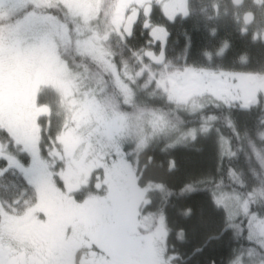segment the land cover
I'll return each instance as SVG.
<instances>
[{"label":"trees","instance_id":"obj_1","mask_svg":"<svg viewBox=\"0 0 264 264\" xmlns=\"http://www.w3.org/2000/svg\"><path fill=\"white\" fill-rule=\"evenodd\" d=\"M47 1L40 6L27 1L15 8L13 17L21 18L26 12L38 10L55 15L69 25L70 41L60 39L55 47L57 54L72 69L81 71L78 84L74 81L79 90L85 88L91 96L104 95V98L98 97L97 103L125 116L127 125L115 130L112 143L117 148L121 146L124 159L135 171V180L131 184L150 186L148 190L144 187L148 200L145 211L155 229L158 222L163 221L168 247L171 245L183 261L193 264H255L263 261L264 248L248 237L250 215H238V219L231 220L227 209L218 204L216 198L220 191L255 198L243 171L249 143L251 139H258L256 132L263 118L262 105L226 106L207 95L193 107H180L165 96L154 95L135 84L131 95L126 97L123 90L116 89L111 70L104 74L94 57L79 51L75 18L68 13L67 6ZM185 2L188 12L179 13L174 22L163 12L170 5L168 2L165 6L150 4L145 10L136 8L132 23L137 26L128 22L126 38L131 40L137 36V43L160 48V52L165 49L161 36L155 37L148 28L143 29L146 19L154 22L153 13L147 15V10L154 8L157 21L166 27L162 30L170 36L169 41L177 49L184 47L187 63L224 70L264 71V32L254 28L258 24L264 25V3L252 6L256 14L255 26L250 21L243 26L240 10L247 9L246 4L249 7V0L242 3L238 0ZM0 16L4 17L0 18L2 31L1 27L10 21V17L4 8L0 9ZM222 49L224 53L220 54ZM62 85V88L71 86ZM55 91V88L42 90L41 99L60 98ZM78 119V116L70 117L64 123L63 115L56 123L61 131L66 129L74 133L82 124ZM75 122L76 127H73ZM114 148L101 149L106 164L101 163V157H95L98 167L102 169L116 162L115 155H104ZM120 160L118 158V163ZM98 173L103 175L101 171ZM131 184H124L122 179L120 187L130 188ZM256 204L260 212L263 211L261 205Z\"/></svg>","mask_w":264,"mask_h":264},{"label":"flooded vegetation","instance_id":"obj_2","mask_svg":"<svg viewBox=\"0 0 264 264\" xmlns=\"http://www.w3.org/2000/svg\"><path fill=\"white\" fill-rule=\"evenodd\" d=\"M170 5L172 22L188 12L185 0ZM5 61L0 56V237L21 246L0 239V264H193L150 224L146 189L99 180L98 163L82 165L86 157L74 155L88 134L82 127L61 131L57 123L77 115L82 102L63 85L39 89L50 82H38L34 65L14 75L13 61ZM51 88L61 97L42 100L41 91Z\"/></svg>","mask_w":264,"mask_h":264},{"label":"rangeland","instance_id":"obj_3","mask_svg":"<svg viewBox=\"0 0 264 264\" xmlns=\"http://www.w3.org/2000/svg\"><path fill=\"white\" fill-rule=\"evenodd\" d=\"M27 1L39 6L48 2L47 0H0V9L4 8L5 14L10 17V21L1 27L2 31L0 30L1 61L6 62L5 58L13 61L10 65L11 68L16 69L14 75L24 74L25 69L34 65L35 74L39 78L38 82L40 79L50 82L40 85L39 89L51 85L69 86L71 84L67 90L69 97L75 96L82 102L79 104L78 114L74 117L78 116L82 120L80 126L84 129V133L88 134L83 145L75 149L74 155L86 157L82 160V165L98 163L95 159L98 156L103 160L101 163L106 164V159L101 155V149L115 147L113 151L104 152L107 157L109 154L115 155L116 162L113 165L103 166L100 171L104 177L99 180L107 178L109 182L121 184L123 179L124 184H131L135 180V171L124 159L121 146L117 148L112 143L116 135L115 130L127 125L125 116L118 111L115 113L113 110L109 111V108L97 103L100 97L104 98V95L91 96L85 88L84 90L77 88L74 81L78 84L79 78L82 77L81 71L72 69L60 58L55 48L60 39L70 41L69 25L58 20L55 15L38 10L26 12L21 18L13 17L15 8ZM49 1L61 2L67 6L68 13L75 18L74 30L79 36L77 41L79 51H86L94 57L97 65L103 68L104 74L110 73L111 70L116 80V89L123 90L126 97L131 95L132 86L135 84L149 93L165 96L180 107H193L201 103L207 95L218 99L226 106L239 105L249 108L262 105L263 118L260 129L256 132L258 139H251L249 143L246 169L243 171L250 182L255 198L252 195L249 199L233 191H220L216 198L218 204L224 205L227 209L231 220L238 219V215L239 217L246 213L250 215L248 237L256 240L264 248V71L224 70L187 63L184 59V47L181 50L177 49L176 45L169 41L170 36L167 33L164 34L162 30V28L166 30V27L157 21L154 8L147 10V15L153 11L155 18L154 22L152 21L153 26L149 27L146 19L143 29L148 28L155 37H162L165 47L161 50L163 56H158L160 48L137 43V36L131 40L126 38L125 29L129 27L128 20H131V26H137L132 23L136 16L134 11L136 8L145 10L148 5L157 3L165 6L167 2L170 3V0ZM241 1L238 0V3H242ZM261 1L256 0V2ZM250 2L252 3V0H249V7L247 4L244 5L248 10L243 7L240 10L243 26L249 21L255 26L256 14ZM170 6L168 5L166 10H169ZM163 12L168 18L170 12ZM0 18L4 17L0 16ZM254 28L260 33L264 32V25L258 24ZM223 51L224 49L220 51V54H223ZM4 75L0 71L2 78ZM29 82H35V89L37 86L35 77ZM16 85V91L22 90L19 82ZM25 113L27 114L28 111L23 112L22 117L27 116ZM76 122L73 127H76ZM118 158H121L119 163ZM144 187L148 190L150 186L143 185L141 192L145 191ZM256 203L261 205L263 211L260 212ZM158 224V228L167 233L163 221ZM255 264H264V260L257 261Z\"/></svg>","mask_w":264,"mask_h":264},{"label":"snow or ice","instance_id":"obj_4","mask_svg":"<svg viewBox=\"0 0 264 264\" xmlns=\"http://www.w3.org/2000/svg\"><path fill=\"white\" fill-rule=\"evenodd\" d=\"M0 239L5 240L12 247L19 248L21 246V242L16 241L13 238H10V237H7V236L0 237ZM52 264H60V262L59 261H53Z\"/></svg>","mask_w":264,"mask_h":264}]
</instances>
